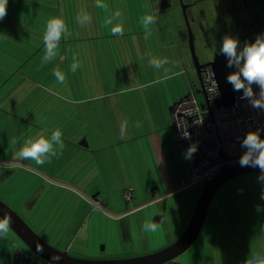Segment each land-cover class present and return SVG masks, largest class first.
I'll return each instance as SVG.
<instances>
[{
    "label": "crops",
    "instance_id": "1",
    "mask_svg": "<svg viewBox=\"0 0 264 264\" xmlns=\"http://www.w3.org/2000/svg\"><path fill=\"white\" fill-rule=\"evenodd\" d=\"M174 1L99 0L103 7H97L98 0H7L5 15L0 18V197L6 199L2 201L9 206L21 208L23 219L49 243L51 241L62 250L72 251L75 241L63 243L53 236L67 234L63 230L75 232L78 227L75 224L62 229L59 223L56 227L54 223L66 216L59 208H67L68 205L67 201L54 199L56 197L50 186L55 185L44 176L57 181L81 180L94 174L105 176L109 162L116 157L118 168L115 176L111 177L119 180L125 173V157L133 153L128 150L142 147L145 162V169L142 170L146 173L147 182V187L142 189L147 194L154 195L153 198L161 197L162 202L183 197L188 209L200 196L196 187L198 183L190 184L193 168L175 141L170 120V107L193 91L194 80L198 78L182 21L177 19L172 24L168 20L162 22ZM192 1L189 0V7L195 5ZM208 2L210 10L213 0ZM215 3L216 0L214 6ZM221 4L226 10L227 1L221 0ZM215 8L217 11L218 8ZM201 11L202 17L209 23L206 16L213 11L206 12L203 8ZM82 13H87L90 22L83 25L77 23V15ZM146 15L154 19L148 32L143 25ZM54 16L63 18L66 33L59 42L55 57L44 62V30L47 21ZM254 17L239 8L236 19L241 24L239 36L245 35V27ZM226 20L229 22L226 27H230L232 23L228 15ZM209 25L210 28L216 26V22ZM116 26L122 27V34H113L112 29ZM198 35L204 45L201 30ZM153 58L166 59L168 63L155 68L149 62ZM73 64L78 65L75 70ZM57 71L64 76L63 82H59L54 75ZM91 99L103 102L101 117L107 120L102 122L96 133L102 140L111 135L108 140L118 142L117 150H111L112 159H109L108 150L101 153L103 146L108 147L109 144L101 141L92 143L89 136L91 129L76 126L74 116L83 113L87 117L86 110L76 111L75 107L67 106L69 102L74 105L73 102L86 103ZM57 129L62 132V150L60 145L53 143L52 150L42 157L43 164L19 157L18 153L26 141L41 135L51 137ZM139 133L143 134V139L136 142ZM12 138L17 142L20 139V143L9 145ZM14 139L12 142H15ZM84 140L88 146L80 144ZM125 141H133L132 149ZM29 180L42 184L31 190V197ZM69 191L78 195L73 190ZM229 193L223 191L218 198L214 195L215 204L212 207L210 204L205 222L208 220V229L216 235L208 231V239L204 238L199 249L206 259L209 252L213 254L215 251L217 260L219 249L226 251L222 252V263L216 260L217 264H234L235 254L231 249L233 235L245 241L241 245L243 249H248L245 257L251 259L253 254L264 253V211L256 210L257 205L264 206V200L260 195L259 199L251 198L256 202L250 204L242 201L248 199L244 198L247 196L240 199ZM17 198L25 199L18 202ZM42 204L48 205V215L45 213L44 216L52 222L45 232L40 222L36 221L43 214L40 210ZM168 205L171 210L176 204L173 201ZM146 206L149 207L143 202L137 208L142 211ZM243 210H247V216L242 214ZM133 213L136 211L130 214ZM164 214L161 221L168 226ZM142 221L147 223L146 218ZM176 233L180 232L177 230ZM172 237L176 236L170 229L167 241ZM22 245L11 229L0 233V264H13L14 254L23 252ZM147 247L137 255L157 249L148 250ZM72 254L74 257L92 256L81 248Z\"/></svg>",
    "mask_w": 264,
    "mask_h": 264
},
{
    "label": "rangeland",
    "instance_id": "2",
    "mask_svg": "<svg viewBox=\"0 0 264 264\" xmlns=\"http://www.w3.org/2000/svg\"><path fill=\"white\" fill-rule=\"evenodd\" d=\"M185 4L189 3V0H184ZM197 3V4H196ZM195 3V5L189 7L188 10V18L189 22L191 23L193 35L195 36L194 44L197 51V57L201 64H205L207 62L212 61L213 58V51L210 47H207L206 45H202L200 42V36L198 35L201 30V21L203 23L204 31L210 28V23L214 25V21L216 22V27L218 30L223 29L222 26L225 24V16H223V13L220 12L218 9L217 11L214 6V0H213V8L210 9L213 11V13L210 12V2L208 0H202L200 2ZM204 9L206 12H210L206 18L208 19L209 23L206 22V19L202 17L201 9ZM182 7L180 0H175L173 7L170 8L167 12V14L163 17V21L168 20L169 23L172 24L173 21L180 19L183 23V27L185 28L186 35L188 36V47H189V35L187 31V26L185 24V20L183 17ZM217 15V16H216ZM230 22L232 25H238L237 22H234V20L230 19ZM241 26V25H240ZM206 33V32H205ZM240 33H238L239 35ZM209 35V34H208ZM210 37V35H209ZM242 41V47L241 49L247 44ZM249 43V42H248ZM245 44V45H244ZM215 46H218V44ZM190 50V49H189ZM192 58V57H191ZM193 62V59H192ZM194 65V63H193ZM195 88L193 89V92L195 93L197 97V101L199 105L205 106L206 105V97L202 91V84L199 82L198 78H196V81L194 80ZM74 105H71V102L68 103V108H74L78 110H86L87 117H85V114L82 113V115H76L74 116V120L76 119L77 122L75 123L76 126H86L91 129L92 133L89 135L91 137L92 143L97 142H105L109 144L108 147L103 146L102 152H105L106 150L109 151V159L113 158V155L111 153V150L116 151L118 145V142L115 139L108 138L111 137H104L105 140H102L100 135L96 133L97 129H99L103 123L107 122L106 119L101 117V106L102 103L100 99H91V101L88 102H73ZM31 105V104H30ZM170 120H172V115H170ZM172 128L175 132V141L177 144H179V147L185 152L182 145L179 142L177 132L175 131L174 127V121L172 120ZM140 136L136 138V142L143 139V134L139 133ZM15 135V134H14ZM13 137V135H12ZM0 138L1 135H0ZM14 139V138H12ZM12 139L9 140L11 143L9 145L19 144L20 139H18V142L16 139H14L15 142H12ZM1 141V139H0ZM125 144H129L130 148L132 149L133 141H125ZM8 145V142H7ZM122 145V144H120ZM141 146V145H140ZM133 151L132 154H127L124 159V169L125 173L124 176H120L119 180H116L114 177L117 170V162L116 157L113 158L109 162V167L107 169V173L105 176H96L90 175L89 177H85L81 180L74 179L73 181H67V180H55L51 179L48 176H44L47 180L51 181L55 186H50V190L55 194L54 198L55 200L59 201V199L67 201V208L61 207L60 210H63L66 214L64 216L63 220L59 222H55L56 227H61L64 229V227H71L72 225L77 224L78 229L74 231L69 230H63L62 232H66L67 234H62L60 232L59 235L53 236L55 240L68 242V241H75L74 248L72 251H67L70 255L74 256L72 253L78 249L81 248L86 252V254H92L89 259H114V258H125V257H133L136 256L138 252H143L146 250V247L148 250H160L161 248H164L170 244L174 240H176L186 229L190 216L194 212L196 202L197 200H194L193 204L188 209L187 202L185 201V198H170L169 200H163L161 197L153 198L154 195L147 194V191L142 189V187H147L146 182V173H143L142 169H145V162H144V148L139 147L138 149L128 150ZM101 156V154H100ZM99 156V158H100ZM94 159L96 156L93 153ZM189 160V159H188ZM190 161V160H189ZM111 163H113L111 165ZM191 165V164H190ZM98 168V166H97ZM140 173V174H139ZM193 173V170H192ZM260 173H253V174H241L235 177H232L229 179L228 182L224 183L216 193L215 197L218 198L219 195H222L223 191H227L229 194H233L234 198H240L242 199L243 196H247L242 200L243 202L248 201L250 204H254V200L259 199V196L261 195L262 191H264V182H261L257 179ZM109 176V177H108ZM192 176V174H191ZM67 179V178H66ZM190 181L191 178H190ZM41 182L29 180V195L31 197V190L36 189L37 187H41ZM198 190L201 194V189L203 186V183L196 184ZM68 188V189H67ZM73 190V192H77L78 195H73L72 192L69 191ZM222 189V190H221ZM127 193L131 194L130 198H126ZM198 195V193H196ZM195 195V196H197ZM214 197V198H215ZM242 197V198H241ZM29 198V197H28ZM212 199L211 201V207L215 204V199ZM254 200H252V199ZM1 200H6L1 198ZM18 202L23 201L21 198H17ZM179 200V203H177ZM14 201V200H13ZM175 202V206L169 210L170 202ZM7 202V201H6ZM143 202H146V205H149V207L146 206V208H143L141 211V208H137V205L142 204ZM153 202H157L154 205H151ZM151 205V206H150ZM50 206V205H49ZM12 207L18 211V213L23 218V211H20L21 208H15L13 205ZM142 207V206H141ZM165 209L163 210L162 209ZM176 207V208H175ZM27 209V208H26ZM54 209V208H53ZM34 210V209H32ZM41 210V217L39 219L36 218V221L40 222L41 229L47 230L49 228L50 220H48L47 216H44L45 213L49 211L47 204H42L40 207ZM56 210V209H54ZM136 211L134 214H130L132 212ZM163 211V212H162ZM166 211V212H165ZM142 212V213H141ZM165 213V214H164ZM142 214V217H141ZM161 215L166 217L167 224L169 226L163 224V222H159V224L156 225L155 231H145L144 229V223L142 220L146 218L147 223H153L154 219L157 215ZM244 216L248 215L247 210H243L242 213ZM48 215V214H47ZM66 217V219H65ZM190 217V218H189ZM35 219V218H33ZM142 219V220H141ZM26 220V219H24ZM26 223L27 220H26ZM208 220L205 222V224L202 226V230L199 233L196 241L187 249L184 251V253L176 258V261L180 264H217L216 260L217 257L216 254L213 251V254L209 252L207 255V259L202 256L201 251L199 249L201 248L200 245H202V241L206 237L208 239V231L211 232L208 229ZM173 228H175L173 230ZM172 230L173 236L172 240L167 241V235L168 232ZM179 231L180 233H176V231ZM38 232V231H37ZM39 233V232H38ZM213 236H215V232H211ZM41 237L43 235L39 233ZM178 236V237H177ZM51 235V240L53 239ZM48 238V237H47ZM214 238V237H213ZM232 241H231V249L233 253L235 254L233 258L234 264H247V261L249 260L248 257H245L246 250L243 249L241 246L243 242H245L242 238H239L237 235H233ZM43 239H45L43 237ZM49 239V238H48ZM47 240V239H45ZM247 240V239H246ZM251 240V239H250ZM254 240V239H253ZM48 241V240H47ZM49 242V241H48ZM51 243V241H50ZM21 249L25 254H28L30 256H33L34 258H37L38 260H42L40 257H38L34 252H32L26 245L22 242ZM55 246L56 248L60 249L58 246L54 245V243H51V246ZM214 249V248H213ZM62 250V249H60ZM155 251H149L155 252ZM205 253H207L206 250H204ZM203 252V251H202ZM222 252L226 253V251H221L219 249V256L218 260L222 263L223 257ZM145 253L139 254L143 255ZM138 256V255H137ZM252 257L254 256L251 255ZM79 257V256H76ZM88 257H79V258H88Z\"/></svg>",
    "mask_w": 264,
    "mask_h": 264
},
{
    "label": "clouds",
    "instance_id": "3",
    "mask_svg": "<svg viewBox=\"0 0 264 264\" xmlns=\"http://www.w3.org/2000/svg\"><path fill=\"white\" fill-rule=\"evenodd\" d=\"M7 0H0V18H3L6 12ZM97 7H103L99 0ZM119 16V13H116ZM78 24H86L90 22V17L87 13L77 15ZM154 24V19L151 15H146L143 18L145 31H150L151 25ZM113 34H122L123 29L116 26L112 29ZM66 33V25L63 18L59 16L51 17L45 26L43 42H44V62L51 61L57 52L59 42L62 36ZM222 53L228 58V67L235 64L238 71L232 72L227 76V82L232 85L234 92H242V99H249L253 108L264 110V34L258 35L254 41L247 43L242 49L240 41L234 36H225L223 38ZM150 64L155 68H160L162 63H168L165 59L161 61L158 58H153ZM78 65L73 64L75 70ZM59 82H63L64 76L59 72H55ZM255 84L261 89L259 98H253L254 92L252 85ZM182 138H190V133L182 131ZM53 143L60 145L61 150L64 147L62 140V132L57 129L51 137L38 136L34 140H28L21 147L18 155L21 159L34 160L37 164H43L42 157L52 150ZM240 146L244 151L239 158L241 167L259 168L260 174L257 179L264 182V129L248 131L240 142ZM198 150L196 143L190 144L187 150L183 153L185 159H191ZM56 155V153H52ZM261 199L264 200V191L261 193ZM257 212L264 211V206L257 205ZM10 221L5 216L0 218V233H7L10 229ZM145 231H155L156 225L153 223L144 224ZM60 257H53L54 264H59ZM247 264H264V253H257L247 261Z\"/></svg>",
    "mask_w": 264,
    "mask_h": 264
},
{
    "label": "built area",
    "instance_id": "4",
    "mask_svg": "<svg viewBox=\"0 0 264 264\" xmlns=\"http://www.w3.org/2000/svg\"><path fill=\"white\" fill-rule=\"evenodd\" d=\"M202 90L206 97V105L200 106L193 91L187 94L172 107V120L175 131L183 149L186 151L192 143L198 150L189 159L193 168L190 184L211 180L224 164L239 162L244 151L240 142L250 130L264 129V110L253 108L249 99H242L238 92L234 105L217 107L220 97L219 85L212 67L201 68ZM254 99L259 98L261 89L253 84ZM182 131L190 133V138H182ZM225 154V159L222 155ZM199 158L197 162L195 159ZM131 194L127 193L126 198ZM13 264H52L38 260L22 251H17Z\"/></svg>",
    "mask_w": 264,
    "mask_h": 264
},
{
    "label": "water",
    "instance_id": "5",
    "mask_svg": "<svg viewBox=\"0 0 264 264\" xmlns=\"http://www.w3.org/2000/svg\"><path fill=\"white\" fill-rule=\"evenodd\" d=\"M183 17L187 26L189 35V47L191 57L193 59L194 68L198 75V80L201 83V68L202 66L209 65L215 73L216 81L219 85L220 97L216 101V106L226 107L234 105L237 99L238 92L233 91L231 84L227 82V76L232 72L238 71L235 64L232 67H228V58L221 52L215 53L212 61L205 64H201L197 57V51L194 44L195 36L193 35L191 23L188 18L189 4L180 0ZM202 84V83H201ZM203 91V90H202ZM204 93V92H203ZM187 97V95L185 96ZM170 107L172 111V107ZM83 146H88L86 140L80 142ZM225 159V154L222 155ZM199 158L195 159L197 162ZM253 174L260 173L259 168L253 167H241L239 162L224 164L220 171L217 172L211 180L206 181L201 189V194L197 200L192 217L188 222L184 232L172 242V244L161 248L158 251L136 255L133 257L114 258V259H89L79 258L70 255L66 250H60L55 246H51L49 242L43 239L26 221L4 201L0 200V218L7 217L10 221V229L15 235L34 252L42 260L54 264L53 257H60L59 264H180L176 261V258L184 253L197 239L199 233L202 230V226L207 217V211L210 206V202L214 195L218 192V189L232 177L241 174ZM162 217L157 215L154 219V224H159Z\"/></svg>",
    "mask_w": 264,
    "mask_h": 264
},
{
    "label": "flooded vegetation",
    "instance_id": "6",
    "mask_svg": "<svg viewBox=\"0 0 264 264\" xmlns=\"http://www.w3.org/2000/svg\"><path fill=\"white\" fill-rule=\"evenodd\" d=\"M227 1V6L226 10L225 8L222 7L223 5L221 4V0H216L215 6L220 10V12L223 13V16H225V24L222 26L223 29L218 30L216 26H211V28L207 29L204 31L203 23H201V33L203 35V40H204V45L207 47H210L211 50L213 51V57L215 53H221V47L215 46L216 43L219 41L223 42V38L227 36L225 33H232L233 31L238 34L239 32V26L241 25L240 22H238V12L239 8L250 12L252 16H257L258 18L260 17L261 20L264 21V0H226ZM241 1V4L239 3ZM197 0H193L192 3H196ZM190 4V3H188ZM229 16L231 20H234V22H238V25H232L231 27H226V25L229 24L226 20V16ZM237 19V20H236ZM249 27V25H248ZM247 27H245V35L247 34ZM206 32V33H205ZM210 37H209V35ZM209 42H207V40Z\"/></svg>",
    "mask_w": 264,
    "mask_h": 264
},
{
    "label": "trees",
    "instance_id": "7",
    "mask_svg": "<svg viewBox=\"0 0 264 264\" xmlns=\"http://www.w3.org/2000/svg\"><path fill=\"white\" fill-rule=\"evenodd\" d=\"M247 29H248V31H247V34L246 35H238L237 33H235L234 31L232 32V33H228V32H226L225 34L227 35V36H234V37H236L239 41L240 40H243V42L245 43H250V42H252V41H254L255 40V38L258 36V35H262V34H264V21L263 20H261V18L259 17H257V16H255L254 17V19H252L251 21H250V23H249V27H248V25H247ZM187 36V35H186ZM187 38H188V36H187ZM207 40V42H209V40L208 39H206ZM242 41H240V47H242L243 45H242V43H241ZM218 44V46L219 47H222V42L221 41H219L218 43H216V45ZM245 45V44H244ZM246 46V45H245Z\"/></svg>",
    "mask_w": 264,
    "mask_h": 264
}]
</instances>
